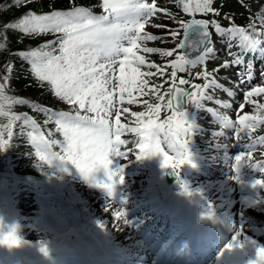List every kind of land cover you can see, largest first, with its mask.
<instances>
[{"label": "snow or ice", "instance_id": "snow-or-ice-1", "mask_svg": "<svg viewBox=\"0 0 264 264\" xmlns=\"http://www.w3.org/2000/svg\"><path fill=\"white\" fill-rule=\"evenodd\" d=\"M29 0H14L15 5H25ZM183 3L185 12L195 13L212 12L215 15L220 13L212 7L213 0H180ZM104 14L95 15L90 8L85 6H73L68 11L54 10L42 15L34 12H27L15 23L6 24V28L18 29L19 32L27 35H39L42 33L59 34L57 38L48 41L38 49L29 52H21L20 56L31 61V71L43 87L45 84L61 101L73 106L72 111H52L49 108L32 107L47 115L49 121L56 125V131L62 133L63 141L46 139L39 130L36 129L32 135V141L36 147L37 154L41 160H47V155L57 158L56 153L51 152L53 145L58 144L64 153L58 156L62 161H70L85 177L94 181L93 173L99 168L108 169L111 163L109 156H120L128 154L120 150V145L126 142L121 139V134L125 131L136 133L140 139L137 146L142 156L159 154L162 159V167L175 170L180 165L189 162L190 154L187 151V140H182V136H187L191 132L192 125L185 119L183 112L177 111V104L181 97H186L187 101L198 108H203L202 100L212 101L213 96L206 94L208 88H220L229 97L234 93L231 89L218 84L213 73L207 70L197 73V77H203L206 83L201 87L199 84H190L188 79L178 78V72L186 71V65L203 64L205 60L199 62L189 60L187 56L180 52L185 48L187 32L194 25L202 29L203 47L200 49L208 57L214 52L211 46L212 40L209 32L210 24L204 20H191L187 23L179 21L183 28V38L171 49L161 51L155 47L140 48V41H153L160 39L153 35L143 33L148 18L160 11L155 3L149 4L145 0H102L100 5ZM261 30H257L256 22L250 23L247 29L241 27H222L219 23L212 21L211 26L215 32L222 37H227L229 54L233 55L231 66L244 64V58L240 54L231 53L232 41L239 39V47L244 53H261L264 51V17L260 18ZM143 33V34H142ZM173 39L181 36L180 31L170 32ZM126 42V44H125ZM2 47V45H0ZM51 48V51H44ZM144 53H159L165 57H172L167 67H171V83L163 94L159 89L163 85H152L149 91L156 95L160 103L147 105V111L131 112V116L136 118L137 127H128L121 123V110L115 111V126L110 123L109 117L113 114L115 104L114 96L119 92V102H124V93L132 96L133 91L140 94H147L144 89L148 87V79L141 77H153L157 74L163 75L165 68L148 63L144 56L138 55L137 51ZM58 51L59 54H54ZM146 65L148 68H156V72L141 71L140 66ZM229 62L225 61L214 71L220 68H228ZM246 67V66H245ZM119 76H116V71ZM131 72V79H126V71ZM9 71L11 68L9 66ZM249 72L240 75L239 84L248 81ZM264 78V71L260 72ZM7 79V77H4ZM167 83V81H166ZM190 85L189 88L182 87ZM238 86V85H237ZM264 94V87H254L245 93V99L253 95ZM165 97L168 99L165 102ZM134 103V99L127 101ZM27 104L29 101L13 98L5 95V85L0 83V116L9 115L4 111L6 104ZM216 103H221L216 101ZM162 106L171 110L172 114L163 121L159 114ZM225 107H228L226 103ZM244 105H240L242 109ZM259 109H264V104L258 105ZM212 112V109H207ZM130 109L125 107L123 113H129ZM85 114H81V113ZM94 114V115H90ZM148 117L147 120L144 118ZM155 117V118H153ZM12 120H21L27 124L29 118L12 115ZM225 127L236 129L237 124L240 129L235 133V138L239 143L248 136V129H254L257 123H264V117L244 115L239 117L237 124H229L227 117H220ZM35 126V121L32 122ZM163 133V139H161ZM11 132H9V136ZM52 135V133H49ZM264 141V137H261ZM175 152L177 159L170 163L172 157L164 150L162 145ZM6 142H0V147H4ZM248 149L251 145L245 144ZM47 154V155H46ZM249 157L237 155L235 164L238 166L242 160ZM264 170V165H258ZM116 173L108 172L112 185L115 184ZM123 182V177H120ZM261 183V181H257ZM112 185H103L111 191ZM120 212L116 213L119 217ZM235 240V237L233 238ZM21 243L15 234V228H11L7 233L0 236V245L8 247L18 246ZM242 246V245H241ZM233 244H228L231 249ZM41 251L47 254V248L41 247ZM259 257V261L257 260ZM250 264H264V247L255 249V258Z\"/></svg>", "mask_w": 264, "mask_h": 264}, {"label": "rangeland", "instance_id": "rangeland-1", "mask_svg": "<svg viewBox=\"0 0 264 264\" xmlns=\"http://www.w3.org/2000/svg\"><path fill=\"white\" fill-rule=\"evenodd\" d=\"M96 3V6L98 10L94 13L95 15H100L104 14L102 7H100L102 0H93ZM145 2L152 4L155 3L157 8L160 9V11L156 12L153 16L148 18V22H150L151 25L155 26L154 22H158V25L156 26L155 36L160 37V39L153 40V41H140V48L143 47H155L161 49V51H167L171 50L178 42L179 39L182 38L183 34V28L181 27L179 21H184L185 23L187 22V19L191 16H193V13L190 12H185L183 8V3L180 2V0H145ZM184 2H187V0H184ZM212 7L218 11L219 13H225V14H231V15H240L244 14L248 18H253L255 19L256 17L260 16L263 12V7H264V0H213ZM211 12L209 13H204V17L209 18ZM210 20V19H209ZM216 20H210V22ZM240 27L237 24H231L229 26H226L225 28H230V27ZM149 25L146 23L143 29V33L149 34ZM224 27V26H222ZM173 30H178L181 33V36L178 38L173 39L170 35V32ZM212 34L215 31L214 27L211 26ZM258 30V29H257ZM260 31V30H258ZM142 33V34H143ZM216 33V32H215ZM214 33V34H215ZM13 36H11L8 32H5L4 40L11 44L13 40L17 39L18 41H22L24 38L23 33L19 32L18 29H13ZM219 33L214 35V38L217 39L219 38ZM228 40V39H227ZM126 44V42H125ZM234 46V45H232ZM237 52L236 54H240L244 58V64L240 65V70L239 74L242 75L244 74V68H248L251 70V72L248 74V81L250 82V78L255 76V74L260 73L263 71V66L260 64L258 65V59L253 58L251 56H247V53H244L241 51V48L239 47V44H237ZM226 53L224 55H220L219 59H216L214 55H209L208 57H201L198 58L194 61L199 62L200 60H205L203 64L197 63L196 65H186V71L184 72H178L177 76L178 78L184 77L187 78L190 81V84L193 82L198 83L203 87V85L206 83L204 78L197 77V73H201L205 70H207L210 73H213L215 79L217 80V83H222L229 89H234L237 85L235 82H233L230 78V73H228V68H220L219 71H214L215 69L219 68L221 64H223L225 61H228L231 58H234L233 55L229 54V49L226 46ZM137 51L138 55H142L145 57L146 61L148 63L155 64L159 67L165 68L164 74L161 76L157 74L156 76L153 77H141L139 79H148L149 80V85L144 89V92L147 94H140L137 91L132 92V96L129 97L128 93H124V102L120 103L119 102V92L117 89V92L114 96L115 104L113 108V114L111 117H109L110 123L115 126V111L116 109L121 110V123L127 125L128 127H137L136 123V118L131 116V112H140V111H147V105L144 103V101H147L148 104L155 105L156 103H160L156 99V95L153 94L152 92L149 91V88H151L152 85H163L159 89L160 94H163L164 92L167 91V89L170 86L171 83V78H170V73L172 71L171 67H167L169 65L171 60L175 59V55L172 57H165L160 55L159 53H144L143 51L139 50H134ZM180 51V50H179ZM231 53L234 50V48H231ZM181 52V51H180ZM54 54H59L58 51ZM211 57V58H209ZM246 66V67H245ZM11 71L9 69L5 71L7 80V87L9 88H15V92L22 95L24 98L29 99L32 101V103L36 106H41L42 108H49L52 111H72L73 106L67 104L64 101L59 100L58 98H47L46 96L41 94V91H37L34 94H30L28 90H23V88H17L15 86V81L14 79L19 75V70L16 66L12 65ZM141 71H152L156 72V68H148L146 65L140 66ZM116 76H119V71L117 69ZM126 79H131V72L126 71L125 73ZM233 79V78H232ZM167 81V83H166ZM238 81V80H237ZM247 82L246 84H248ZM258 87H264V82L259 85ZM205 91H207L206 94L212 95L213 100L212 101H201V103L204 105L203 108H198L195 105L190 104V108L188 111H186V120L189 123L188 117L191 116L192 110H195V108L199 109V120L203 121L204 117L206 114L212 115V117L218 116L222 113H227L224 104L226 102H235V103H240L241 100H244L243 97H241V94L237 93V96L235 98H231L225 93L223 90L219 88H208ZM129 99H134L135 102L129 104L127 101ZM168 98L165 97V102ZM216 101H220L221 103H216ZM231 102V103H232ZM246 104V103H245ZM129 108L130 111L129 113H123L122 109L123 108ZM211 108L212 112L208 111L207 109ZM239 111V110H238ZM15 112L18 116L24 117L27 116L29 118L28 123L26 124L23 119L21 120H13L11 122V135L8 140L9 143V159L7 160V171L14 174L13 166L14 164H18L22 166V169L20 173L16 175L17 180H14L10 188L8 189V194L10 196L9 202H8V207H12L13 210H15L16 216H19L20 221H23L27 218L30 217L32 213L35 212H40L42 210V202L44 201L42 198H37L35 199L34 193L35 191V186L32 183L31 177H29V168L28 166L31 164L36 163V161L33 160V155L32 152H30L29 149H27V145L25 144L24 140L21 139V132L22 130H27L32 138V135L35 134L36 129L39 130V133H41L46 139L49 140H60L63 141V136L62 133L57 132L56 126L49 121L48 123H45L46 120H48L47 117H45V113L43 112H34V113H28L26 112L25 108L22 105H18L15 108ZM230 113V112H229ZM85 114V113H81ZM94 115V114H90ZM171 115V110H168L162 106L159 118L161 121L166 119L168 116ZM185 115V116H186ZM239 115H242V110L239 112ZM148 117H145L144 119L147 120ZM155 118V117H153ZM33 121H35V126L33 125ZM211 121V119H210ZM215 122L214 120H212ZM222 132L226 133L224 129H220ZM49 133H52V135H49ZM251 135L249 134L246 138V140H241L243 142V145L245 144L251 145L252 142L259 140V136H257L259 133L257 132H250ZM198 134V138H201L200 140L194 139V135L192 134V131L187 135V136H182V140H187V151L190 154L189 156V162L180 165L178 168H176L177 171L182 175L184 178L183 182L181 183L182 185V191L177 197V201L181 204V209L185 208L187 206L186 202H184V197H183V192L184 189L183 187L185 184H187L188 177L186 176L187 171H188V165L186 167V164L190 163L191 157H194L196 155H199L203 157L206 155V150L203 149V145L205 144L206 140L210 139V136H206L202 133H195ZM257 134V135H256ZM121 139L124 140L126 143L120 145V150L125 151L127 149L131 150V152L134 154V162H132L131 165L127 164L125 161L127 158L123 157L122 155L120 156H115V155H110L109 159L111 161L109 168L106 170L103 167L100 169L102 171H106L107 177L108 172L116 173L117 175L114 177L115 179V184L114 186L116 187V190L118 191V196L116 191L111 192V195L109 196L107 190H100L99 188L94 189L89 186L88 182L81 179L78 180L75 177L71 176L69 173H65L64 166H66L69 170L76 168L70 161H62L58 159V156L64 155L62 152L60 146L58 144H55L51 148L52 153L57 154V158H53L51 155H47V157L50 160V165L51 166H57L62 165L61 169L63 172L60 175H44L42 170L37 171L36 177L38 178L39 182L44 184L48 195L52 196H61L62 198H65L66 200H69L72 205L69 207L68 212H72V217L74 218V225L71 226L70 228H66L65 233H62L63 240L64 241H69V237H77L79 235H84L88 240L91 242L92 247H93V252L94 254H99V262H90L88 258L83 255V254H78V253H83L85 251L82 247L77 246L75 250L76 252H72V254H69V252H63L62 250H58L59 246L56 244H53L49 242V246L52 247L55 251L51 252L53 254L49 255L45 254L44 252L41 251V247L43 245L38 242V238L36 237L35 234H33L32 231L30 230H25L22 225H18L16 228V235L21 241L22 248L19 247V249H9L6 247H1L0 252L5 253V254H13V259L19 262V264H50V258L52 256H64L67 259H69L72 262L73 257L75 256V259L77 261V264H108L107 259L105 256L107 255L109 251V242L108 239L103 236V231L102 229L97 226L95 223V220L93 219V215L86 213L85 212V206L86 202L87 204H91L89 200L91 198L95 199H102L105 201V206L108 208L112 205H115L119 199L120 192L122 191V185L124 184H129L128 186L129 189H134L135 194L138 196H143L144 194H147L150 198L149 200L153 199L156 197L157 194H161V167H162V157L159 154L152 155L151 156H142L140 149L137 146V141L140 139V137L136 133H131V132H123L121 134ZM161 139H163V133H161ZM200 145V146H198ZM164 150L168 152L169 156L172 157V160L170 163L174 162L177 157L175 152L167 148V145L164 144L162 145ZM36 148V147H35ZM204 150V152H203ZM258 153H260V150H257ZM207 154L218 156V153H215L211 150ZM144 162L142 169L140 170H134L131 171L133 168L132 166L139 165L140 163ZM122 166V169L120 168ZM239 174H243L245 171H239L237 170ZM246 175V172L244 173ZM123 177V182H120V177ZM110 180V179H109ZM112 183V181L110 180ZM192 192L194 196L196 197L197 205L202 206V204H206V207L210 213H212L214 210H218L221 208L223 202H226L227 199H225V196L221 194L219 196L218 200L213 201L212 198H215V192L212 193L209 187H207V183L203 180L196 181L192 180L190 182ZM112 185V184H111ZM157 190V191H156ZM3 190H0V196L3 193ZM4 196H2L3 198ZM228 197V196H227ZM226 197V198H227ZM0 197V203L1 199ZM206 201V202H205ZM232 202L234 199L232 198ZM230 203L232 204V202ZM136 203V202H135ZM135 203L133 200H130L128 202V205L126 208H132L135 206ZM193 206L191 209V213L194 214V211H197V208ZM1 208V205H0ZM222 209V208H221ZM198 212H196L197 214ZM48 218L50 219V224L52 225V230L54 232L59 231V229L64 228V225L62 223V217L61 215L59 216L53 211H49L48 213ZM0 215L2 216V212L0 209ZM61 217V218H60ZM106 220H109V217H105ZM105 219H103L105 221ZM5 221V218H0V221ZM116 221L120 222H115L114 225V236L115 239L120 241L124 240L130 229L128 227L129 223L127 221V215L125 213H122L120 215V218H116ZM126 223L127 226H126ZM65 237V238H64ZM51 239V238H50ZM261 240V239H258ZM262 242V243H261ZM124 243V242H121ZM257 247H264V242L260 241L257 242L252 246V250L254 251L249 257L244 258L246 264H250L252 260L255 258V249ZM72 249V248H71ZM132 249V245L129 246H124L123 250H130ZM68 251V250H66ZM78 252V253H77ZM0 255H2L0 253ZM70 255V256H69ZM159 257H162V252L159 251L157 253ZM49 258V259H48ZM257 260L259 261V257H257ZM1 258H0V264H1Z\"/></svg>", "mask_w": 264, "mask_h": 264}, {"label": "bare ground", "instance_id": "bare-ground-1", "mask_svg": "<svg viewBox=\"0 0 264 264\" xmlns=\"http://www.w3.org/2000/svg\"><path fill=\"white\" fill-rule=\"evenodd\" d=\"M154 23L155 26L147 22L150 26L148 35L155 36L153 30H155L158 22ZM225 39L226 36L222 37L221 35L217 40L212 39L211 46L214 48L212 55L216 59L225 54ZM203 55L205 57V53ZM228 73H230L231 80L238 85L232 89V92L241 94L244 100H241L240 103L226 102L229 105L225 107L227 113L215 117L207 114L208 117L215 120V123L209 121L207 124L202 122L203 125L192 126L191 130L195 133H202L205 137L210 136V139L206 140L203 149H209L219 155H205L204 158L194 157L188 178L189 180L217 178L220 172L227 171L230 175V184L227 185H230V187L225 186L224 189L225 191L230 190V193L235 197L234 205L220 214H213L209 218L202 217L195 222L191 218L190 207L196 203L192 201L194 196L191 195L188 187L184 188L185 192L183 193L188 198V205L184 209H180L178 204L172 206L168 203L175 199L173 197L166 198V203L164 202L159 208L156 207L158 199H155L146 204H140L131 210L126 209L124 206L130 198L139 203L143 201V198L134 195V189H127L125 192L126 198L120 200L117 205L108 208L102 199L91 198L89 200L91 204L86 202L85 212L93 215L95 223L100 225L103 229V235L110 242L111 252L107 254L109 264H118L117 262L126 264L131 262H135L134 264H184L179 262L178 258H181L184 254L201 255L202 252L199 249L203 248L208 249V252L203 254L204 259L191 264H243V258L249 257L254 252L252 246L257 242H264V170L258 166L264 165V141L261 140V137H264V123H257L254 129L246 130L248 135H251L250 132L259 133L256 134L259 136V140L256 139L255 142H252L251 147L248 149L243 145V142L238 143L235 138V133L241 127L237 124L239 117L244 115L264 117V109L258 108V105L264 104V94L253 95L245 99V93L249 89L261 85L264 78L258 73L248 85H245V83L239 84L237 66L230 65ZM242 104L244 107L241 109L240 105ZM241 110L242 115H239ZM191 113V120L201 124L198 119L199 109L195 108ZM220 117H227L229 124H237L236 129L225 127ZM222 128L227 129L228 133L224 134L218 131ZM197 138L198 134H194V139ZM246 138L243 140H246ZM257 150L261 152L258 153ZM124 152L128 153L122 155L127 158L125 160L127 164L134 162L135 156L131 150L127 149ZM237 155L249 158L242 160L237 166L235 164ZM223 157L228 160H223ZM206 161L209 164H206ZM223 161L229 165H223ZM240 167L247 170L254 184H245L246 178L243 175H236L235 170ZM235 180H238L239 184H235ZM257 181H261V183H257ZM220 192L223 191L220 190ZM125 211H132L139 215L140 213L146 214L142 220L133 221V228L129 231L127 237L121 240L124 243L119 245V241L117 242L114 236L115 227L113 224L120 222L115 220L120 218V216H116V213L120 212L122 214ZM169 215L174 217L171 218ZM106 216L109 217V220L105 219ZM144 219H149V223L144 228L146 231L139 229ZM147 231H153L154 235L147 237ZM156 236H160L159 241L157 244H153ZM164 243H167L165 256L162 259L156 258L154 256L155 252L163 247ZM131 244L136 245L133 251L134 255L124 254L121 248ZM228 244H233V247L228 249ZM190 245L196 246V248L190 250ZM60 263V259L53 261V264Z\"/></svg>", "mask_w": 264, "mask_h": 264}, {"label": "trees", "instance_id": "trees-1", "mask_svg": "<svg viewBox=\"0 0 264 264\" xmlns=\"http://www.w3.org/2000/svg\"><path fill=\"white\" fill-rule=\"evenodd\" d=\"M73 4L77 6L88 7L91 9V11L94 10L95 6L93 0H46V2L43 0H29V2L23 6L15 5L14 0H0V45H2V47H0V83L5 85L6 96L28 101L21 95L17 94L14 89L7 87L3 70H6V68L11 65L17 66L19 70L21 69L20 76L15 78L16 86L18 88L20 87L23 89H28L31 94L41 90L44 94H47L51 97L55 96L47 84H45L43 87L40 85V82L36 79L31 71V61L20 56L19 53L38 49L48 41L55 40L59 34L51 33V36L49 37H47L45 33L39 35L25 34L23 41H18L15 39L11 44H9L4 40L5 32H8L11 36H13V29L6 28L5 25L14 23L13 21L11 22L12 19H19L22 17V15L29 11L34 12L37 15H42L54 10L68 11L73 6ZM220 17L221 14H219L218 18ZM262 17H264V13L262 14ZM227 20L246 25L252 23L251 19L245 15L231 16ZM257 21L259 23L260 20L258 19ZM46 49L51 48H45L43 50ZM17 105H19V103L10 105L6 104L4 107V111L9 113V115L0 116V142H5L7 136L9 135L10 123L12 120L11 116L16 115L14 108ZM24 105L32 108V105L29 103ZM22 135L26 140L29 139L28 133L23 132ZM6 157L7 146L5 145L4 147H0V180H2L4 183H7L10 180V176H8L7 172L5 171L4 159H6ZM17 169H19L18 166ZM9 185L10 184H3V188L8 189ZM31 225L33 224L31 223ZM37 231H39L38 228Z\"/></svg>", "mask_w": 264, "mask_h": 264}, {"label": "water", "instance_id": "water-1", "mask_svg": "<svg viewBox=\"0 0 264 264\" xmlns=\"http://www.w3.org/2000/svg\"><path fill=\"white\" fill-rule=\"evenodd\" d=\"M205 21V20H204ZM185 48L183 49V53L189 59H193L199 56L203 51L200 49L203 47V35L202 29L199 26L194 25L187 32V40L185 41ZM184 87V86H182ZM186 97H181L177 104V110L179 112H183L186 109ZM169 179V184H176L177 178L173 175H169L167 177Z\"/></svg>", "mask_w": 264, "mask_h": 264}, {"label": "clouds", "instance_id": "clouds-1", "mask_svg": "<svg viewBox=\"0 0 264 264\" xmlns=\"http://www.w3.org/2000/svg\"><path fill=\"white\" fill-rule=\"evenodd\" d=\"M11 229V228H10ZM9 229V230H10ZM8 230V231H9ZM4 233H6L4 230H3V224L2 223H0V236H2ZM16 234V233H15ZM17 236V235H16ZM12 247H9V249H11Z\"/></svg>", "mask_w": 264, "mask_h": 264}]
</instances>
